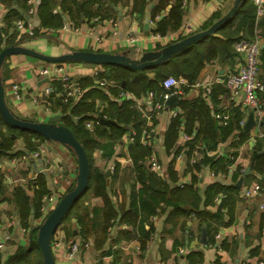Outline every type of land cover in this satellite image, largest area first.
Here are the masks:
<instances>
[{"label":"crops","instance_id":"1","mask_svg":"<svg viewBox=\"0 0 264 264\" xmlns=\"http://www.w3.org/2000/svg\"><path fill=\"white\" fill-rule=\"evenodd\" d=\"M41 1L37 0L38 6ZM61 1L57 0L52 14L62 17L63 26H43L37 6L36 14L31 17L37 35L30 37L24 34L20 35L18 32L14 34L11 29L9 36H13L17 41L28 37L20 45L48 56H61L76 51H93L102 53L129 52L132 58H140L145 52L160 50L179 41L180 33L188 26L194 29V33L201 31L218 12L226 14V9L231 8L235 0H186L187 5L184 9L181 26L177 30L168 31L166 35L155 33L156 23L151 16V10L159 0L150 2L144 13L141 14L134 11L133 0H107L106 6L95 3L92 7L86 8L87 11L83 5L76 10L74 3L83 4L87 0H69L65 6ZM15 7L18 8L17 10L29 9L28 0H0V29L6 27V17L11 11L16 10ZM68 8H71L73 12L71 13ZM169 9L170 7L163 14L157 15L156 20L159 21L165 17ZM25 17L27 18V14ZM96 18L98 21H95ZM148 18L151 28L149 34L145 30ZM16 19L13 18L12 23L15 24ZM256 27L262 38L260 79L264 82V18L258 22ZM131 39H136V41L132 43ZM50 64L56 63H49L24 54L12 55L7 58L2 68L5 98L10 109L22 119L47 123L52 117H61L58 124H65L68 112L64 113L63 106L65 107V105L62 104L59 94L52 96L50 105L45 100L36 102L33 98L47 83L44 82L46 78H42L38 70L40 67ZM61 64L65 65L66 70L74 79L80 81L84 94L93 87L97 88L94 83V71L96 69L106 71L104 66L99 65L75 62ZM232 69L233 67L230 65H221L218 60L210 62L201 71L196 82L198 85L181 87L184 94L178 99L183 98L189 101L204 99L213 116L214 110L228 104L226 100L228 92L218 96H214L213 93L209 97L206 95L205 87L214 83L218 76L223 78ZM148 76L154 79L155 73H148ZM14 84H20L22 87L20 98L16 97L14 93ZM54 84L59 87V82ZM216 85L218 83H215L213 88ZM156 92L158 100H160V92L158 90ZM257 99L258 105L264 108V92H257ZM79 100L70 104L68 109L74 107ZM97 104L100 106L99 100H97ZM173 111L174 109L170 106L165 108L152 122L157 133L152 137L150 148L162 165V172L158 174L153 172L147 159L143 165L170 190L171 194H174L178 189H183L185 185H192L197 191V198L179 202V207L162 202V209L158 214L151 216L149 224H146L147 229L152 227L150 229L151 238L146 243L141 242L137 227L118 223L112 229L110 237H107L100 247H98L95 235L87 240L89 244L86 246L79 232L80 227L75 217L71 216L63 225L59 226L52 239L56 264H245L246 260H249L248 264L264 263V208H262L264 207V177L256 174L252 167L255 147L259 142L264 147V138H258L257 143L249 141L250 135H257L260 131L264 132V126L260 127L256 123L248 136L244 137L241 134L239 140L234 138L236 133L234 131L224 139L216 133L214 140L210 138L207 140V146L199 141L203 145L207 157L230 159L234 153H237L234 163L230 166V174H216L210 165L202 164L204 157L202 146L197 144L192 151L190 145L184 142L181 133L178 146L176 145L170 150L167 149L166 138L174 119ZM252 112L251 109L247 111V119ZM180 113L183 114L182 111ZM141 116L142 128L149 127L147 118L144 115ZM241 117H244L243 113H241ZM213 118L215 119L214 116ZM92 119H95V115ZM181 120L185 122L184 116ZM216 122V126L220 127L217 120ZM109 125L111 124L105 126L106 131L103 135H108L111 132ZM92 133L96 141L101 143L108 141L106 137L100 136L95 129ZM44 148L45 152L40 158L30 157L20 162L21 157L30 152L25 141L19 138L15 142L12 152L0 157V220L4 223L15 221L14 225L7 224L0 231V242L3 246L0 249V264H6L7 260L15 256L21 247L26 249L30 247L31 228L41 225L44 221L40 213L44 198L54 194L51 197V204L55 209L61 200H59V196H64L76 182L78 161L74 152L64 144L49 140L44 143ZM195 151L198 153L196 154ZM92 158L94 167L104 172L108 178L107 191L115 201L116 210L120 213L129 211L132 197L136 195L138 197L140 185L134 180V165L129 148L126 147V133L122 137V144L117 146L112 159H104L102 152L98 149L92 153ZM11 159H18V163L13 164L10 162ZM49 165H55L63 170V173L56 176L61 184L60 189H56L51 183V179L39 170L40 167ZM170 167L173 168L175 175L170 174ZM247 170L250 172L246 173ZM108 172L109 176H107ZM236 172L239 173L238 179H234L233 176ZM42 175L46 181V193L40 201L39 216L32 218L31 213V216L22 222L15 199V187L20 186L30 197H33L35 191L32 192V189L37 179ZM34 177L36 178L34 179ZM14 178L21 180L10 184ZM216 183L233 184L238 189L233 194L234 211L231 213L223 211L222 221L219 220V222L227 223L226 226H219L218 221L214 218L219 212L222 199L216 201L217 204L208 203L206 199L207 189ZM239 183H241V187H238ZM255 184L261 186L260 192L252 197H246L245 189ZM88 204L89 210L92 212L94 209H102L105 206L104 200L96 196L91 197ZM26 223L31 225L27 227L29 233L21 231ZM206 225L213 229L220 228L219 237H215L217 242L215 245L209 243ZM204 229L206 230V244L201 242ZM74 241L83 243L79 253L70 259L67 256V245ZM224 242L228 248L222 246ZM56 243L60 246H56Z\"/></svg>","mask_w":264,"mask_h":264},{"label":"trees","instance_id":"2","mask_svg":"<svg viewBox=\"0 0 264 264\" xmlns=\"http://www.w3.org/2000/svg\"><path fill=\"white\" fill-rule=\"evenodd\" d=\"M152 1L153 0H133V9L136 12H140V14L144 13L147 5ZM183 1L184 0L158 1L156 6L151 10L152 19H154L156 23L155 33L166 35L168 31L177 30L181 26L184 16V9L182 8ZM68 2L69 0L61 1L63 6ZM56 3L57 0H42L41 4L38 6L39 17L41 18L43 26L61 27L64 25L60 15L52 14V9ZM74 3L76 5V10L80 9L81 5H83L86 10V8L92 7L95 3L106 6L107 0H87L83 4ZM168 7H170L168 14L157 21V15L163 14ZM68 9L71 13L73 12L71 8ZM229 10L230 7L226 9V13ZM27 11L28 9L26 10L25 8L13 10L6 17L7 25L0 29V53L6 46L15 44L20 45L21 42L28 38L23 37L22 40L20 39L21 41H17L13 36H9L11 29L14 34H16L12 19H24ZM224 15L223 12H218L212 20L206 23L202 30L208 29ZM255 25L256 6L253 1L245 0L233 18L224 24L215 35L202 38L168 61L143 70H134L119 65H105V69H111V74L110 77H108L105 71L103 76L107 78L109 82L115 84V87L110 86L108 90H101L93 87L89 89L81 100L70 110L68 109L70 105L63 106L64 113L68 112L65 124L63 125L68 127L74 133L77 140L84 146L89 158L90 177L86 192L75 201L61 225L71 216L75 217L80 227L79 232L83 241H87L91 236L95 235L97 237L98 247H100L106 241L107 237H110V229L114 228L118 223H125L126 225L131 224L138 228L141 242L146 243V241L151 238L150 229H152L151 226L150 229H147L146 224H149V218L151 216L158 214L162 209V202L167 205L179 207V202L197 198V191L192 185H185L183 189H178L174 194H171L170 190L143 165V162L152 154L151 148L145 147L137 141L136 144L129 147V153L134 165V180L139 183L140 190L138 192V197L137 195L132 197L130 210L120 213L115 208V201L108 194V178L106 174L94 167L92 153L98 149L102 152V157L104 159H112L116 153L117 146L122 144L123 135L128 132L130 127L136 130L138 134L137 140L140 138L143 129L142 114L135 107L134 100L119 97L121 89L134 98H142L150 90L155 92L158 90L160 96H162L164 91L161 89L160 83L168 76H174L191 86L196 84L201 71L212 61L218 60L221 65H230L234 68L238 56L235 45L242 39L248 40L254 37ZM182 39L183 38H180V40ZM5 41L6 45H4ZM148 73H155V78L151 79ZM118 86H120L121 89ZM213 93L214 96H218L220 94H225L226 90L223 85L218 84L213 88ZM97 100L100 101V106H98ZM170 108L182 111L183 114H180L172 121L166 138L167 149L170 150L176 147V145L178 146L180 133L184 132L192 137V140L187 142L192 151L197 144L202 146V150L204 151L202 164L210 165L211 168L215 170L216 174H230V166L234 163L237 153L232 155L234 159L211 158L206 156L203 145L207 146V140L209 138L214 140L216 138V133L224 139L234 131H241L239 121L242 117L239 109H231L229 124L219 127L218 125L216 126L217 122L213 118L214 113L212 116L210 107L206 104L204 99L193 101L183 98L176 99ZM93 115H102L108 120L116 121V124L109 125L111 132L108 135H103L106 129L102 124H97L95 127V131L99 133L100 136H104L108 139L107 142L101 143L96 141L93 133L86 128V123L92 120ZM182 116H184L185 122L181 120ZM75 117L77 120H75ZM4 126L6 127L5 129ZM241 134L244 137L248 136V133L244 131H241ZM19 138L25 141L29 152L36 151L39 147V143L45 139L41 134L35 131L10 127L5 123L0 114V157L11 153L15 142ZM199 141L203 145L199 143ZM262 148H264L263 144L259 142L254 150L252 166L254 172L260 177H264V151H262ZM170 174H174L173 168L171 167ZM233 176L234 179H238L239 173L236 172ZM45 187L46 181L43 175L35 182V193L33 197H30L20 186L15 187V199L18 204V212L22 222L31 216V204H33L35 210V217L37 218L39 216L40 201L46 193ZM237 190L238 189L233 184L222 185L220 183L213 184L207 189L206 199L208 203L212 202L217 204L216 201L220 198L222 199L219 205V212L214 217L216 218L215 220L218 221L219 226L227 225V223L219 222V220L222 221L223 211L226 210L227 213L234 211L235 202L233 194L236 193ZM93 196L101 197L104 200L105 206L102 209H94L92 212L89 210L88 203ZM226 197L229 198L227 199ZM119 217L120 220L118 221ZM29 225V223H26L24 228H27ZM206 228L209 243L215 245L217 243L215 237L219 234L220 228L213 229L209 225H206ZM37 230L38 226L31 228L30 247L28 249L21 247L15 256L7 260L6 264H43L41 250L36 242ZM222 246L228 248L225 242L222 243Z\"/></svg>","mask_w":264,"mask_h":264},{"label":"built area","instance_id":"3","mask_svg":"<svg viewBox=\"0 0 264 264\" xmlns=\"http://www.w3.org/2000/svg\"><path fill=\"white\" fill-rule=\"evenodd\" d=\"M256 6V25L258 22L264 18V0H251ZM29 9L27 11V18L18 19L14 24V30L18 32L20 35H27L30 37H34L36 35V28L31 21V17L36 14L37 11V0H28ZM187 5L186 0L182 3V8L185 9ZM98 21V18L95 19ZM255 25V35L252 39H242L235 45L236 52L238 54L236 58V66L230 70L227 74L223 76H218L215 79V82L209 84L205 87L206 95L211 97L213 94V85L215 83L222 84L228 95L226 96V100L228 102L227 105L215 110L214 117L220 124V126H227L230 122V110L233 108L239 109L241 113H243L244 117L239 121V126L241 131H244V126L247 122V111L252 110L254 113L255 121L258 123L260 127L264 126V108L258 105L257 92H264V83L260 79V70H261V61L260 56L262 52V38L261 35ZM67 27V26H66ZM194 33V29L191 26L186 27L183 32L180 33V38H186ZM136 39H131V42L134 43ZM39 75L42 78H48V82L44 86L43 89L38 91L34 96V100L36 102L40 100H45L48 105H50V99L53 95H58L61 98V102L64 105H70L76 103L81 97H83L84 92L81 86L80 81L74 79L70 73L66 70L65 65L61 63L50 64L46 66H42L38 70ZM104 71L101 69H96L94 71V83L97 88L101 90H108L110 86H116L115 84L108 81L107 78L103 76ZM59 82V87H56L54 83ZM198 85V83L194 84V86ZM189 86L183 80H179L174 76H168L160 83L161 89L164 91L161 100H158V95L155 91L150 90L147 92L145 96L142 98H134L129 93L121 89L119 94L120 98H129L135 101V107L141 112L142 115L147 118L149 127H144L142 129L139 140H137L138 134L133 127H130L128 132L126 133V147L129 148L131 145L137 143V141L145 147H150L151 140L153 135L157 133V129L152 122L155 118L167 107L168 100L174 94L181 96L184 94V90L181 87ZM13 90L16 97L20 98L22 87L20 84H14ZM50 109V107H49ZM181 113L179 110H174L172 112L173 118H176ZM100 116L95 115V119H92L86 123V128L93 132L95 126L100 124ZM75 120L77 118L75 117ZM241 131L237 130L235 133V137L238 140L240 139ZM182 138L185 143L190 142L192 137L188 134L181 132ZM258 138H264V132L260 131L257 135H250L249 141L252 143H257ZM47 139H44L43 142L39 143V147L36 151L30 152L29 155L24 154L20 162L25 161L28 158H40V156L45 152L44 143L47 142ZM197 154L198 152L195 151ZM231 159H234L231 156ZM147 160L150 162V169L155 173L162 172V165L158 162L154 153H152ZM10 162L13 164L18 163V159H11ZM114 170V168H112ZM41 173L45 174L51 179V183H53L56 189H60L61 184L57 180V174L63 173L61 168L56 167L55 165H49L43 167ZM37 177V176H36ZM34 177V179L36 178ZM20 178H14L11 180L10 184H14L19 182ZM261 190V186L259 184H255L249 188H246L244 191V195L246 197H252L257 195ZM34 192V187L32 189ZM54 194L46 196L44 198V203L42 204L40 213L41 218L44 220L47 216L53 211L51 200ZM63 198V195L59 196V200ZM264 208V207H262ZM7 224L14 225L15 221L11 220L10 222H2L0 220V231ZM113 229V228H112ZM112 229H110L112 231ZM21 231L23 233H29L27 228H22ZM219 234L217 235V238ZM83 242L74 241L70 242L67 245V256L71 259L74 258L80 251ZM86 246H88L89 242H84ZM56 246H60V244H55ZM3 248L2 243L0 242V249ZM249 260H246L245 264H248ZM260 264H264L260 262Z\"/></svg>","mask_w":264,"mask_h":264},{"label":"water","instance_id":"4","mask_svg":"<svg viewBox=\"0 0 264 264\" xmlns=\"http://www.w3.org/2000/svg\"><path fill=\"white\" fill-rule=\"evenodd\" d=\"M244 1L245 0H235L230 10L208 29L196 32L186 38H183L182 40L169 44L168 46H165L160 50L145 52L140 58H132L129 52L102 53L93 51H76L61 56H48L18 44L6 46L2 50V52L0 53V114L5 123L15 129L35 131L49 141H55L66 145L74 152L78 161V172L75 184L63 196L56 208L47 216L43 223L38 226L36 242L41 250L43 264H56L52 247V239L56 230L62 224L63 220L65 219L75 201L79 199L88 188L90 177L89 158L84 146L77 140L74 133L65 125L58 124L61 120V117H52L47 123L35 122L32 120L20 118L10 109L6 102L5 86L2 77V67L7 58L12 55L24 54L49 63L75 62L99 66L119 65L132 68L134 70H143L145 68L160 65L168 61L173 56L202 38L215 35L224 24H226L233 18L236 12L243 5ZM14 4L16 5V2H14ZM15 9L17 10L18 8L15 7ZM150 29V20L148 18L147 25L145 26L147 34L150 33ZM4 45H6V41L4 42ZM106 74L108 77H110L111 69H106ZM44 82H48V78H46ZM178 98L179 96L177 94H174L168 100L167 105L171 106L172 103ZM99 121L103 127L108 124H116L115 121L108 120L102 115H100ZM255 124L256 121L254 113L252 112L248 116L247 122L244 126V131L246 133H250ZM29 154L30 153H27V155ZM42 169L43 167L39 168V170L41 171ZM248 172H250V170H247L246 173ZM107 176H109V172L107 173ZM238 187H241V183L238 184ZM31 207L32 218H34L35 210L33 208V204H31ZM201 242L203 244L207 243L205 229L202 232Z\"/></svg>","mask_w":264,"mask_h":264},{"label":"rangeland","instance_id":"5","mask_svg":"<svg viewBox=\"0 0 264 264\" xmlns=\"http://www.w3.org/2000/svg\"><path fill=\"white\" fill-rule=\"evenodd\" d=\"M237 44V43H236ZM45 220V219H44Z\"/></svg>","mask_w":264,"mask_h":264}]
</instances>
